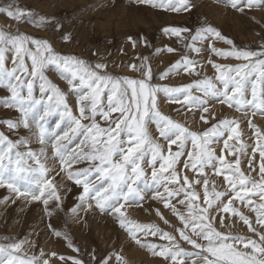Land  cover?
Returning <instances> with one entry per match:
<instances>
[{
    "label": "snow or ice",
    "instance_id": "6c2138e0",
    "mask_svg": "<svg viewBox=\"0 0 264 264\" xmlns=\"http://www.w3.org/2000/svg\"><path fill=\"white\" fill-rule=\"evenodd\" d=\"M141 2L152 3L154 7L160 6L172 11H188L191 8L189 0H167V3L162 2L160 5H157L155 0H141ZM230 3L233 8L243 11L246 8L264 5V0H230ZM0 13L16 21L26 17L28 22H33L30 11L14 9L13 5L0 7ZM36 23H44V18L41 17ZM60 27L59 24L56 25L57 30ZM164 32L178 37L182 33H189L193 43L186 47L196 53H200L201 48L197 47L195 42L210 37L224 40L225 43L232 45L231 40L223 37L210 25L198 29L195 34H192L190 29L177 27L165 28ZM63 38L65 41L69 39L67 35ZM129 39L131 40V37ZM29 44L35 46V51L28 48ZM6 45L11 46V49L15 51L13 62L18 61L16 67L12 69L5 67ZM208 47L217 56L234 57L245 62L233 66L216 64L209 60L208 63L216 69L217 75L214 80L206 78L179 87H168L153 85L149 82L152 76L150 66L147 69H144L143 65L129 66L133 71H142L145 79L113 77L107 73V66L103 63L92 66L75 56L57 53L46 40L0 31V87H5L10 93V97L6 98L4 103L5 106L16 107L23 117L19 122L6 121L5 123L9 129L18 128L21 124L24 128H29V114L39 115L37 105L44 104V114L39 115V119L35 121L40 129L39 142L43 145L45 130L42 122L45 117L53 110L59 111L62 119L66 116L69 121V131L56 137L52 149L54 155L60 160L62 170L68 169V179L82 186L78 199L81 202L95 201L100 210L111 209L119 214V224L127 228L129 235L136 239L137 243H142L137 238L138 232L143 233L145 237L159 236L161 240L167 241L166 245L155 243L146 245L154 255L166 259L170 257L174 264H182V259L178 260V258L184 257L195 258L192 264H264V231H257L253 227L250 216L233 207L236 200L243 202L245 208L255 213V223L264 228V145L252 148L254 154L259 151L262 160L259 167L260 179L257 181L241 171L240 160L236 153L229 152L236 157L234 162L225 161L224 152L230 148L228 141L238 139L240 136L238 122L235 119H222L209 130L201 133L190 130L180 122L162 114L157 107V94L163 93L177 103L181 102L179 97L182 96L183 104L200 108L202 113L209 112L208 107L205 106L208 99H215L218 103L227 105L229 108L234 107L237 111L251 108L264 113V50L242 51L233 47L231 51H224L215 48L211 43ZM166 50L170 53L175 51L167 46ZM25 55L31 60L30 72L24 63ZM144 60L146 61L147 58ZM196 64V60L183 56L182 61H177L169 70L161 74V79L163 80L169 71L178 70L180 67H183L185 73H195ZM48 65H54L69 73V77L65 78L68 80L70 90L80 93L76 101L78 117L72 114L64 92L43 75V70ZM18 72L24 75H18ZM27 76H31L32 79H26ZM37 77L43 81L40 84L41 99H36L33 95V81ZM193 88L202 92L203 97L208 99L193 95L191 92ZM25 89L27 95L24 94ZM105 93L107 94L106 106L102 101ZM44 96H47V103L43 100ZM114 113H118V117H113ZM98 114L100 119L108 123V127H102L96 122ZM211 115L215 118L214 113ZM200 119L205 123L208 122V117L203 114ZM82 121H88V123H82ZM152 122L155 123L159 136L167 141V155L162 151V146L149 136L147 124ZM248 124L250 128L255 127L251 120ZM225 130L227 139L224 140V148L217 157L207 145L214 138L224 136ZM255 135L259 139H264V134L259 129H256ZM80 137H83L80 143L70 150L73 138ZM60 141L69 143L63 144ZM188 142L192 145L191 149L186 147ZM29 143L27 139L12 141L0 133V186H6L17 196L31 197L33 201L42 200L47 211L49 200L59 204L60 195L53 182L47 178L48 168L41 162V157L46 156L45 149L41 147L37 153L28 148L24 153L16 151L15 158L13 157L14 149L27 146ZM174 145L176 151L172 150ZM185 151H187V159L184 161V168L187 169L190 166L192 170L203 176L205 168L211 167L216 176L223 175V181L227 185L225 191H217L213 186L210 193L207 187L209 180L205 178L203 206L197 203L199 194L189 190L192 181L185 175L181 184L176 171L177 161ZM148 153H151L149 164H154L157 159L161 161L158 171L153 167L152 183L161 185L163 181V193L157 190L152 198L163 201L164 208L170 209L182 225L180 227L173 225V232L163 231L155 224H139L124 218L123 208L126 203L144 199V189L148 187L149 182L142 170L141 161ZM25 156L34 161V167L22 164ZM217 160L222 167L216 166L214 161ZM84 162H87V166L73 170V165ZM252 164L253 161L249 160L250 171H252ZM142 178H144L143 187L139 183ZM195 182L200 184L199 180ZM170 184L173 187H170ZM175 185L181 186L174 187ZM181 193L184 194L183 199L180 198ZM250 196L259 197L258 206L249 199ZM173 197L177 198L178 204L186 209L187 214L170 203ZM224 214H233L238 217L244 225L248 226L249 232L259 237V241L248 236L233 234L231 231L226 233L217 230L213 221L218 218L223 225L226 219ZM156 215L165 224L169 223L159 209H156ZM54 232L57 236L61 235L58 231L54 230ZM175 233H178V236ZM181 241L198 251H186L181 247ZM240 245L242 250L238 248ZM69 247H73L71 243ZM157 248L160 251H156ZM20 249L21 243L0 245V264H40V259L35 256L25 259L16 255L15 253H18ZM74 250L78 251V249ZM51 255L55 256L56 253ZM115 259L119 264H124L119 254ZM43 264H49V261L43 260ZM73 264H82V262L74 260ZM102 264H111V260L108 259Z\"/></svg>",
    "mask_w": 264,
    "mask_h": 264
},
{
    "label": "rangeland",
    "instance_id": "374dc122",
    "mask_svg": "<svg viewBox=\"0 0 264 264\" xmlns=\"http://www.w3.org/2000/svg\"><path fill=\"white\" fill-rule=\"evenodd\" d=\"M162 2L167 3V0H155L157 5ZM189 3L191 8L188 11H172L160 6L154 7L152 3L141 2V0H0V7L13 5L14 9L30 11L33 21L28 22L26 17L21 21H16L7 17L6 14L0 13V31L46 40L57 53L75 56L92 66L96 63H103L107 66V73L113 77L145 79L142 71H133L129 66L140 67L143 65L144 69L150 66L152 76L149 82L153 85L168 87H179L206 78L214 80L217 73L212 64L208 63L209 60L216 64L233 66L245 62L234 57L217 56L208 47L209 43L224 51H231L233 47L242 51L264 50V5L238 11L231 6L230 0H189ZM41 17L44 18V23L37 24L36 22ZM57 24L61 26L59 30L56 29ZM208 25L219 31L223 37L231 40L232 45L225 43L224 40L210 37L195 42L196 46L201 48V52L196 53L186 47L193 43L189 33H182L178 37L164 32L165 28L177 27L190 29L191 33L195 34L198 29ZM65 35L69 37L67 41L63 38ZM166 46L175 49V51L168 52ZM5 47V67L12 69L18 63V61L13 62L15 51L9 45ZM28 48L35 51L34 45L29 44ZM183 56L197 61L195 73H185L183 67H180L178 70L169 71L162 80L161 74L169 70L177 61H182ZM144 58L147 60L145 61ZM24 63L30 72L31 60L27 55L24 56ZM17 74L24 75L20 72ZM43 75L64 92L72 114L78 117L76 101L80 93L70 90L68 80L65 78L69 77V73L54 65H48L43 70ZM26 79H32V77L27 76ZM41 83L43 81L39 77L33 81V95L36 99H41ZM191 92L195 96L208 99L195 88L191 89ZM24 94L27 95L26 89ZM9 97L8 90L5 87H0V133L12 141L20 139L30 141L27 146H19L14 149L13 157L16 151L24 153L30 148L39 153L41 147L45 149L46 156L41 157V162L45 163L49 170L47 178L55 185L60 195V203L57 204L54 200H49L46 211L42 200L33 201L31 197L17 196L6 186H0V245L21 243L20 251L15 254L25 259L35 256L40 259V264H43V260H48L49 264H73L74 260H79L82 264H102L108 259L111 260V264H119L115 259L117 254L123 258L124 264H174L170 257L166 259L154 255L153 251L146 246L149 243L166 245L167 241L161 240L159 236L148 235L145 237L143 233L138 232L137 238L142 243H137L136 239L129 235L127 228L121 227L119 224V214L114 213L111 209L100 210L95 201L81 202L78 199L82 186H78L73 180L68 179V169L62 170L60 160L54 155L52 149L56 137L69 131L67 117L62 119L60 112L55 110L45 117L42 122L45 130L44 144L41 145L39 142L40 129L35 121L39 119V115L44 114V104L37 105L39 115L29 114V128H24L21 124L18 128L9 129L6 121L19 122L23 119L21 112L16 107L5 106L4 100ZM179 99L181 102L177 103L170 100L165 94L158 93V110L190 130L202 133L225 118L235 119L238 122L240 136L238 139L228 141L230 148L224 152L225 161L234 162L236 157L230 155L229 152L236 153L240 160L241 171L259 181V167L262 160L259 151L254 154L252 148L264 145V139H259L255 135L256 129L264 134V113L251 108L237 111L234 107L223 106L215 99H208L205 106L208 107L209 112L202 113L200 108L183 104L182 96ZM43 100L47 103V96H44ZM102 101L106 106V93L102 96ZM213 113L215 118L211 115ZM201 114L208 117L207 123L200 119ZM112 115L118 117L119 114ZM249 120L255 125L254 128L249 127ZM96 122L102 127H108V123L100 119L99 114L96 117ZM82 123H88V121H82ZM112 126L114 127V125ZM147 130L151 139L159 143L162 146V151L167 155V141L159 136L155 123L147 124ZM80 139L83 137L73 138L70 150L80 143ZM225 139H227L226 130L224 136L218 139L214 138L207 147L211 148L218 157L221 154V149L224 148ZM60 143L67 144L69 142L60 141ZM186 147L191 149V143L188 142ZM172 150H177L175 145L172 146ZM150 159L151 153H148L141 161L142 170L149 182L148 187L144 189V199L126 203L123 208L124 218L139 224H155L163 231L173 232V225L176 227L182 225L170 209L164 208L163 201L152 198L157 190L163 193V181L161 185L152 183L153 167L158 171L161 161L157 159L154 164H149L148 160ZM186 159L187 151L177 161L176 171L181 179V184L185 175L192 181L189 190H194L199 194L197 203L203 206V180L205 178L209 180L207 187L210 193L213 186L217 191L227 189L223 175L216 176L213 168L206 167L204 175L201 176L190 166L187 169L184 168ZM249 160L253 161L252 171L249 169ZM214 163L217 167H222L218 160ZM22 164L35 166L34 161L26 156ZM85 166H87V162L73 165V170ZM143 179L139 182L142 187ZM196 180H199L200 184H197ZM169 186L173 187L171 184ZM179 186L181 185L174 187ZM180 198H184L183 193ZM21 199L27 200V203L22 204ZM222 199L226 198L222 197ZM249 199L253 200L256 206L260 203L258 196H250ZM170 203L187 214L186 209L178 204L176 197H173ZM233 207L245 215H249L253 227L257 231H264V228L255 223V213L245 208L243 202L236 200ZM156 209H159L164 218L169 221L168 224H165L156 215ZM213 214L216 215V213ZM224 215L226 219L223 225L220 224L218 218L213 221L217 230L226 233L231 231L233 234L248 236L259 241V237L249 232L248 226L244 225L238 217L233 214ZM54 230L60 232L61 235H55ZM175 234L178 236V233ZM69 243L73 247H69ZM180 243L186 251H198L186 242L181 241ZM238 248L242 250V245ZM74 249H78V251ZM156 251H160V249L157 248ZM52 253H56V255L53 256ZM60 257H64V259H60ZM181 259L182 264H192V260L195 258H178V260Z\"/></svg>",
    "mask_w": 264,
    "mask_h": 264
},
{
    "label": "bare ground",
    "instance_id": "6f19581e",
    "mask_svg": "<svg viewBox=\"0 0 264 264\" xmlns=\"http://www.w3.org/2000/svg\"><path fill=\"white\" fill-rule=\"evenodd\" d=\"M223 106H224V105H223ZM221 107H222V106H221ZM222 109H223V108H222ZM212 112H213V111H212ZM46 161H47V160H46ZM54 173H56V172H54ZM48 175H49V174H48ZM47 177H48V176H47ZM51 177H52V176H51ZM15 198H17V197H15ZM26 201H27V200H26ZM26 201H24V200L21 199L20 202H21L22 204H26V203H27ZM30 201H31V200H30ZM154 206H155V205H154Z\"/></svg>",
    "mask_w": 264,
    "mask_h": 264
}]
</instances>
